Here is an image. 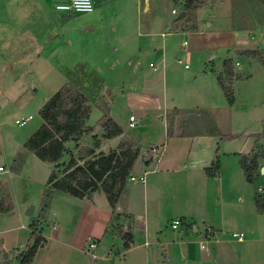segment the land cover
Returning a JSON list of instances; mask_svg holds the SVG:
<instances>
[{"label": "rangeland", "instance_id": "obj_1", "mask_svg": "<svg viewBox=\"0 0 264 264\" xmlns=\"http://www.w3.org/2000/svg\"><path fill=\"white\" fill-rule=\"evenodd\" d=\"M187 1L100 0L93 13L76 15L54 11L51 0H0V144L4 147L0 165L17 170L26 162L22 173L5 172L0 179V202L14 207L10 217H0V264H20L17 256L29 245L33 220L39 221L45 242L32 264H94L88 249L101 238L96 264L123 261L116 258L115 246H111L119 244L123 249L120 237L107 234L103 238V229L111 223L106 194L101 202L106 211L90 212L85 207L81 208L85 211L77 210L82 206L80 198L56 192L43 213L47 181L55 165L24 151L22 145L20 151L14 148L13 140L26 143L41 127L40 110L67 83L109 104L111 117L130 137L128 146L132 151L141 149L140 161L142 152L151 145L162 148L169 143L165 162L177 149L189 150L188 140L173 139L174 127H165L166 122L161 121L174 104L189 109L180 117L185 132L199 129L191 124L200 118V109L216 117L224 133L241 136L233 145L235 151H241L244 141L245 151L252 143L249 155L257 146L264 147V65L243 53L264 50V23H259L258 14L264 11L254 7V0H200L202 6L186 12ZM182 12H186L185 17L178 19ZM226 59L234 61L239 77L234 83V103L230 105L224 96L228 107L221 103L222 89L223 95L217 99L210 82L211 72L217 80ZM150 63L158 70L150 68ZM213 105L218 109L206 110ZM131 114L138 117L137 127H130ZM102 116L98 104L92 103V127L99 126ZM29 117L24 126L16 123ZM94 131L84 135L78 148L81 144H85L83 148L91 146L92 136L103 133L101 128ZM243 133L253 135L247 139L242 138ZM68 144L73 152L74 144ZM19 152L27 154L26 159ZM68 160L67 155L60 166L64 168ZM226 162L231 166L240 161L225 160L224 165ZM260 166L264 167V160ZM144 171L151 170L145 167ZM135 174L143 176L142 172ZM243 181V189H236L240 195L225 190L224 202H209L218 210L214 215L222 230L218 244L208 243L209 254L200 243L194 245L196 261L201 264H264V212L255 203L257 194L264 197L260 191L264 189V174L260 170L254 182ZM136 183L142 184L139 178ZM214 186L212 198L219 195L215 194L218 186ZM241 198L245 202H240ZM40 203V210L30 219L25 210ZM169 206L166 202L164 213H179ZM234 233H244V241L234 239ZM109 245L113 254L104 255Z\"/></svg>", "mask_w": 264, "mask_h": 264}, {"label": "crops", "instance_id": "obj_2", "mask_svg": "<svg viewBox=\"0 0 264 264\" xmlns=\"http://www.w3.org/2000/svg\"><path fill=\"white\" fill-rule=\"evenodd\" d=\"M93 2L96 6L100 0H93ZM210 77H213L210 80V82L213 83L212 92L216 95L217 99H220V95L223 94L216 80V76L211 72ZM197 94H201V92ZM197 94L191 95V99ZM221 103L223 105L225 103L224 106H229L224 95ZM215 109L218 108L214 107V105L211 108H206V110L210 111ZM186 111H189L188 107L174 104L171 108L166 110L165 116L161 117V121L166 122L164 125L165 127L170 124L174 127L173 132H171L173 139L188 140L190 145L189 150L185 149L183 152H180L177 151V149L174 152L176 154H174L173 158L169 162H165L164 154L167 151L166 147H168L169 143H167L166 146L163 145L162 148L157 145H151L162 150L158 160H155L149 165L146 164L144 158H142L141 161L138 159L131 175L135 180L132 181L130 178L125 185L118 199L117 208H112L108 202L107 210L111 214V223L106 229H103V238L107 234L120 237L123 249H121L119 244L112 243L111 246H115L116 258H123V261L120 262L121 264H181L182 262H184V264H195L196 262L197 264H201V262L196 261L194 245L200 243L201 249L207 251V254H209L210 249L207 247L208 243L215 241V243L218 244L220 238L218 233L220 232L219 230H222V225H218L217 218H215V215L219 214L218 210H216V208L214 209L215 206L212 208L209 202H222L225 190L227 192L235 191L236 196H238L240 194H238V191L236 192V189L241 188L242 190L244 187L245 181L243 180H245V177L242 179L243 170L241 167V157L251 153L252 143L245 151L244 141L241 151H235L233 145L240 135L232 132L224 133L221 130L219 120L207 114V111L205 112L200 109L199 111L201 112L198 114L200 118H198V120H192L195 122L191 124L192 126H197L199 129L185 132L182 129L183 121L180 117L187 113ZM202 113H204L205 118L200 116ZM131 116H134L136 120H138V117L134 114H131L130 117ZM262 122L264 123V118ZM117 124L122 128L123 134L113 139H103L100 136L101 147L97 150V153L103 152L107 154L111 151H119L122 146V148H126L125 146L131 145V142H129L130 137L127 135L125 129L119 123ZM87 126L92 127L90 118L87 122ZM137 126L138 124H136L135 127ZM252 135L253 133H243L242 138L247 137V139H249ZM85 138L83 137L77 144L72 142L75 150L71 148L70 150L73 149V152H69L76 156L78 149L82 148L85 144H81L79 148L77 145ZM13 142H16V144H14L15 150L20 151L21 145L24 151L27 150L24 147L25 141H23L24 143H19L13 140ZM66 146L69 150L68 143ZM1 147H3V144H0V155H2L3 152H1ZM18 154L23 155L26 159L27 154L23 152H19ZM67 155L70 160V154H65L58 164L63 165ZM11 158H13V155H11ZM231 159L240 162H235V164H231V166H228L226 162L224 165L225 160ZM25 164L26 162L16 167L17 170L12 167H10L9 170L6 169V174L12 172L22 173ZM58 164H54L55 167ZM145 167H148L151 171H144ZM137 172H142L143 176H135ZM3 174L5 173L0 175V179ZM146 174L149 175L148 179L145 178ZM138 178L140 180L143 179V181H141L142 184L136 183ZM131 182H134L132 186ZM214 183L218 186L219 190L218 193H215L216 195L219 194L216 198L210 196V190L215 189ZM1 185L2 182L0 181V188L2 187ZM167 186L168 190H166ZM181 190L185 192H181ZM55 193V191L52 192V196H54ZM103 193L102 190H97L89 196L80 199V205L82 206L77 210L85 207L87 208L86 210H90V212L96 209L106 211V207L102 205V203H104L103 197H105ZM239 200L240 202H245L243 198ZM166 202L170 203L169 209L173 207V212L179 213L173 215L172 212H168V210L167 213H164L166 210ZM53 203L54 202L51 204L50 213H53ZM6 205V211L0 212V217H10L12 214L14 209L13 205L9 202H7ZM34 207L33 210L31 208L25 210V213L30 219L35 218L34 214L40 210L41 203ZM180 208H182V210ZM81 210L85 211L84 209ZM169 214H171V216ZM75 216L76 215H74V217ZM221 216L222 210L220 211V217ZM52 217H54V214ZM175 220H181L185 229L173 230L171 225ZM202 226H204L203 229ZM121 227H123L124 234H127L131 238L128 246H126L123 239V234L120 233ZM21 228H24V226ZM142 233H144V236H142ZM200 238H204V240ZM100 241H102V238L98 240L95 239L88 249L90 256L91 254L97 256L95 260H93L91 256L92 263L94 264L99 260L96 249ZM92 244H95L94 248H91ZM202 245H204V248H202ZM111 246L109 245L104 255L113 254ZM222 254L223 250H220V255ZM220 255L218 254V256Z\"/></svg>", "mask_w": 264, "mask_h": 264}, {"label": "trees", "instance_id": "obj_3", "mask_svg": "<svg viewBox=\"0 0 264 264\" xmlns=\"http://www.w3.org/2000/svg\"><path fill=\"white\" fill-rule=\"evenodd\" d=\"M254 2H256L254 7L264 11V0H254ZM202 5L203 2L200 0H188L185 11L197 9ZM258 14L259 23H264V13L259 11ZM243 53L264 65V50H248ZM238 78L234 71V61L226 59L223 62L222 71L217 75V82L230 105L234 103V83ZM92 103H97L103 113L98 123L103 130L101 138L113 139L122 135V128L110 115L109 104L100 102L98 98L92 99L81 89L67 83L42 107L40 116L43 123L24 144L25 149L33 152L43 162L58 164L65 154H70V160L64 168L58 164L49 176L48 189L45 191L42 202L43 213L49 207L54 191L82 199L97 190H102L111 207L117 208L118 199L131 178L136 161L141 157L140 148L132 151L129 146H125L126 148L122 146L119 151H111L107 154L97 153L101 147V138L98 135L92 136L91 146L79 148L76 156L69 152L67 143L77 144L84 135L95 130V127L87 126ZM153 148L154 146H151L142 152L146 164L150 165L159 158L158 154L153 153ZM260 160H264V147L257 146L254 153L241 157V167L246 181L254 182L255 176L262 168ZM255 203L257 209L264 212V197L257 194ZM3 211H6V208L0 202V212ZM39 225V221L33 220L29 245L17 256L20 264H32L38 248L44 245L45 238L39 230ZM120 233L123 234V239L128 246L131 238L124 234L123 227Z\"/></svg>", "mask_w": 264, "mask_h": 264}, {"label": "built area", "instance_id": "obj_4", "mask_svg": "<svg viewBox=\"0 0 264 264\" xmlns=\"http://www.w3.org/2000/svg\"><path fill=\"white\" fill-rule=\"evenodd\" d=\"M52 3H53V9L56 12L77 15V14H89L95 11V4L93 0H52ZM172 13L176 15L177 10L176 9L172 10ZM186 45L187 43L185 42L183 46H186ZM179 63L182 64L181 60L179 61ZM150 67L154 70H157V67L154 64H150ZM185 69H189V66L185 65ZM30 120H31V117L23 121H16V123L20 126H24ZM130 124H131V127L136 126L137 122L134 116L130 117ZM153 153L160 155L161 151L157 149L156 147H154ZM5 172H7L6 168L0 165V175ZM131 180L134 181L135 178L131 177ZM141 181H143V179H141ZM260 191L264 195V189H260ZM183 226L184 225L182 224L181 220H175L172 222V225H171L173 230H184L185 228ZM233 238L239 242H243L245 239V234L244 233H234ZM94 247H95V244H92L91 248H94ZM202 248H204V245H202ZM91 256L93 260L97 258V256H95L94 254H91Z\"/></svg>", "mask_w": 264, "mask_h": 264}, {"label": "water", "instance_id": "obj_5", "mask_svg": "<svg viewBox=\"0 0 264 264\" xmlns=\"http://www.w3.org/2000/svg\"><path fill=\"white\" fill-rule=\"evenodd\" d=\"M185 15H186V12H182V13L180 14V16L178 17V19H182V18H184ZM99 129H100L99 126L96 127L94 132H97ZM261 173L264 174V167L261 168Z\"/></svg>", "mask_w": 264, "mask_h": 264}]
</instances>
